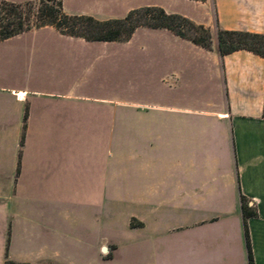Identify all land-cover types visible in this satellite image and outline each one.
<instances>
[{"label": "crops", "instance_id": "0c3cea01", "mask_svg": "<svg viewBox=\"0 0 264 264\" xmlns=\"http://www.w3.org/2000/svg\"><path fill=\"white\" fill-rule=\"evenodd\" d=\"M184 1L210 50L146 28L123 43L50 27L0 42V264H247L240 196L264 264V59L216 47L217 28L264 35V0ZM176 4L62 0L99 21Z\"/></svg>", "mask_w": 264, "mask_h": 264}, {"label": "trees", "instance_id": "16d2710c", "mask_svg": "<svg viewBox=\"0 0 264 264\" xmlns=\"http://www.w3.org/2000/svg\"><path fill=\"white\" fill-rule=\"evenodd\" d=\"M203 0H199L202 2ZM50 27L63 36L79 38L86 42L128 41L135 30H167L206 50L211 49L210 30L195 24L188 18L166 13L159 7H141L128 11L123 17L104 21L90 16L68 15L63 11L62 0H36L13 3L0 0V42L25 32ZM216 47L220 57L244 50L264 59V35L216 29ZM24 137L22 128L21 144ZM20 153L18 154V158ZM243 238L247 264L252 263L246 221L256 216L254 209L247 206V200L239 197ZM130 226H134L130 223ZM3 264H25L4 260Z\"/></svg>", "mask_w": 264, "mask_h": 264}, {"label": "rangeland", "instance_id": "374dc122", "mask_svg": "<svg viewBox=\"0 0 264 264\" xmlns=\"http://www.w3.org/2000/svg\"><path fill=\"white\" fill-rule=\"evenodd\" d=\"M193 1H199V0H193ZM175 11L178 12V14H184L186 18H196L198 12L195 11V8L188 5L184 0H177ZM115 15L121 17L123 15V9L122 8H116L115 9ZM213 45V38L211 42V46ZM120 100V96H115V101ZM122 113H121V104L115 102V119H121ZM99 264H110V263H121V264H137V256L136 255H123L118 256L115 258V261L112 262H101L98 260Z\"/></svg>", "mask_w": 264, "mask_h": 264}]
</instances>
